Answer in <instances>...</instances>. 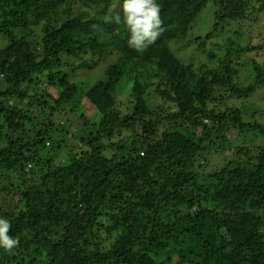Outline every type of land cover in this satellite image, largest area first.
I'll use <instances>...</instances> for the list:
<instances>
[{
  "label": "trees",
  "instance_id": "obj_1",
  "mask_svg": "<svg viewBox=\"0 0 264 264\" xmlns=\"http://www.w3.org/2000/svg\"><path fill=\"white\" fill-rule=\"evenodd\" d=\"M116 1L0 0V216L17 241L0 247V264H264V124L207 102L215 85L248 99L264 67L252 64L249 83L226 64L195 78L175 56L170 44L208 0H156L160 35L142 52L123 24L105 22L121 13ZM212 2L207 39L264 17V0ZM106 47L117 59L83 94L93 119L76 112L78 83L59 67L76 58L91 69ZM231 130L246 141L231 145Z\"/></svg>",
  "mask_w": 264,
  "mask_h": 264
},
{
  "label": "rangeland",
  "instance_id": "obj_2",
  "mask_svg": "<svg viewBox=\"0 0 264 264\" xmlns=\"http://www.w3.org/2000/svg\"><path fill=\"white\" fill-rule=\"evenodd\" d=\"M116 6L117 1L113 0L111 7ZM82 8L90 15L102 14L99 9H94L87 5H84ZM213 9L214 5L212 0H208L187 38L178 43H171L170 48L172 46L175 56H177L184 65H188L189 63L193 65L195 78H197L198 75L206 74L207 71L220 69L221 65L226 64L233 69L236 83H249L251 81L250 74L252 64L257 63L261 68L262 66L264 67V17H258L257 22H234L223 29L219 28L220 30L218 32L207 39L205 38V33H207L212 25ZM198 36H201L202 39H197ZM4 45L5 41H3L0 36V47ZM252 47L258 48L256 50H251ZM104 50L101 52V57H96L97 60L93 63V68L86 71H78L74 68V65L77 63L76 58L63 59L64 62L68 63L70 66L59 67L68 74L73 81L78 83L79 95H81L79 98H81V100L78 102L79 106L76 112L90 114L93 119L98 118V113L89 106L86 100L82 101L84 97L83 94L94 82L101 78L104 69L117 59V54L114 52V49L106 47ZM210 53L215 54L213 59L209 57ZM158 79H161V76H159ZM189 83L190 87L193 88L194 85L192 80L189 79ZM131 85V80L124 79L122 83L124 88L116 95V107L121 111L126 110V98L128 97ZM148 102L152 109L155 110L154 113H156V115L159 114L161 108H159L157 104H162L160 97L152 94L148 96ZM207 102L209 107L214 108L216 112H221L235 106L242 109L248 108V110L244 111L247 114L243 113L247 121L252 118L251 114L257 111L251 120L264 124V85L257 87L248 99L237 98L236 95L230 92L229 88L215 85L209 94V100L207 99ZM67 108L66 111H68ZM69 117L74 120L76 116L74 115L73 118V116L70 115ZM230 133L229 136H234L231 145H240L246 141L244 140L246 135H238L236 130H231ZM68 140L69 139H67V141ZM69 143H71V141H69ZM70 150L71 149L68 151ZM230 153L222 155V157L225 156V158L229 159L232 155V149ZM217 156L221 157L220 155H214L213 162L218 163V161H222V158H217ZM171 212L172 211H170V213ZM43 261V256H39V259H37V257L35 258L33 264H43Z\"/></svg>",
  "mask_w": 264,
  "mask_h": 264
},
{
  "label": "clouds",
  "instance_id": "obj_3",
  "mask_svg": "<svg viewBox=\"0 0 264 264\" xmlns=\"http://www.w3.org/2000/svg\"><path fill=\"white\" fill-rule=\"evenodd\" d=\"M105 22L123 24L129 33L128 46L142 52L155 43L160 35V6L156 0H123L121 13L106 17ZM10 227V221L0 216V247L6 250L12 249L17 243L8 235Z\"/></svg>",
  "mask_w": 264,
  "mask_h": 264
}]
</instances>
